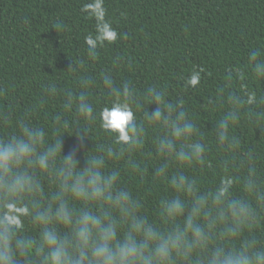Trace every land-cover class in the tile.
I'll use <instances>...</instances> for the list:
<instances>
[{"label": "clouds", "instance_id": "9594fccd", "mask_svg": "<svg viewBox=\"0 0 264 264\" xmlns=\"http://www.w3.org/2000/svg\"><path fill=\"white\" fill-rule=\"evenodd\" d=\"M120 38L101 21L68 70L76 87L50 82L23 110L0 88V264H264V50L202 105L209 130L166 85L114 75L122 56L97 79L90 62ZM65 133L94 141L84 167L62 154ZM130 180L148 185L153 216Z\"/></svg>", "mask_w": 264, "mask_h": 264}, {"label": "trees", "instance_id": "16d2710c", "mask_svg": "<svg viewBox=\"0 0 264 264\" xmlns=\"http://www.w3.org/2000/svg\"><path fill=\"white\" fill-rule=\"evenodd\" d=\"M103 20L110 21L121 38L101 48L98 60L90 62L97 79L113 67L112 58L122 56L129 67L116 69L114 75L140 86L166 85L173 97H184L209 130L212 113L202 105L216 95L229 68L243 71L248 53L264 50V0H0V88L8 87L16 107L23 110L50 82L76 87L79 73L68 70L85 57V37ZM194 69L202 70V86L185 91L182 77ZM102 91L97 92L101 103ZM154 109L151 105L149 110ZM262 131L256 130L257 140ZM243 134L251 140L246 128ZM89 136L80 150L78 138L65 133L62 154L76 151L78 166L84 167V151L94 144ZM129 184L144 196L145 211L153 216L148 185L139 180Z\"/></svg>", "mask_w": 264, "mask_h": 264}]
</instances>
